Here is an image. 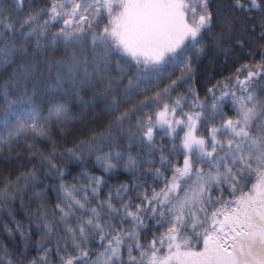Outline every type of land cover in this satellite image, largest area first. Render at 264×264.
I'll return each instance as SVG.
<instances>
[{
  "label": "snow or ice",
  "instance_id": "snow-or-ice-1",
  "mask_svg": "<svg viewBox=\"0 0 264 264\" xmlns=\"http://www.w3.org/2000/svg\"><path fill=\"white\" fill-rule=\"evenodd\" d=\"M21 145L0 264H264V0H0Z\"/></svg>",
  "mask_w": 264,
  "mask_h": 264
},
{
  "label": "trees",
  "instance_id": "trees-1",
  "mask_svg": "<svg viewBox=\"0 0 264 264\" xmlns=\"http://www.w3.org/2000/svg\"><path fill=\"white\" fill-rule=\"evenodd\" d=\"M251 23V22H250ZM259 29H257V32ZM57 57H60L63 55V50L57 51L55 53ZM226 66L223 64V57H220V60L216 65L209 64L207 60H205L204 65L201 68V73L203 78H207V76L211 75L213 72H216V78H220V72L218 69L222 70ZM226 75L227 72H224ZM74 111L77 113L81 112V109L79 107H75ZM104 113L100 107H97L95 109H89L84 112L83 120L81 122H73L70 127L73 129L72 132L68 133L67 138L71 139L75 135L81 134L82 130L85 129V127H94L96 124H99L103 121ZM167 143V141H166ZM50 147V145H41V148H47ZM24 153V145H21L19 148H14L12 150H2L0 149V179H3L6 176L15 177L19 172L26 171L27 169L21 168L20 165L27 163L26 156L21 155L19 159H16L18 154ZM30 167V164H29ZM79 169H74V171H78ZM99 174V173H97ZM127 176H120L113 180V183L118 182V180H126ZM36 237H34L35 239ZM0 241H3L4 243L9 244L11 246L8 239L0 234ZM33 256L37 255L36 252L32 253Z\"/></svg>",
  "mask_w": 264,
  "mask_h": 264
}]
</instances>
